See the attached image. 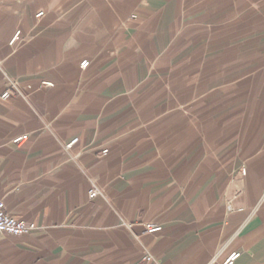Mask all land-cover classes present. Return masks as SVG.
Returning <instances> with one entry per match:
<instances>
[{
    "label": "crops",
    "instance_id": "obj_1",
    "mask_svg": "<svg viewBox=\"0 0 264 264\" xmlns=\"http://www.w3.org/2000/svg\"><path fill=\"white\" fill-rule=\"evenodd\" d=\"M0 200V264H264V0H0Z\"/></svg>",
    "mask_w": 264,
    "mask_h": 264
},
{
    "label": "built area",
    "instance_id": "obj_2",
    "mask_svg": "<svg viewBox=\"0 0 264 264\" xmlns=\"http://www.w3.org/2000/svg\"><path fill=\"white\" fill-rule=\"evenodd\" d=\"M43 13L39 14V16H42ZM19 38V34H17L14 38V41H17ZM89 66L88 61H84L81 64V68L83 70L87 69ZM46 87H52V84H44ZM3 99H8L9 98V93H5L2 96ZM27 139V136H22L21 138H18L16 140L17 144H20L24 142ZM77 142V140H74L69 144L67 147H71ZM105 154L107 152H104ZM243 174H245V171H243ZM98 190L95 188H92L91 191L89 192V198L93 200L98 196ZM36 229L35 224L28 223L25 221L17 220L15 218L10 217L6 210L4 203L0 200V234H6V235H11V236H27L30 235L34 230ZM146 233L148 234H156L160 233L162 231L161 226H157L155 224H146L145 226ZM241 254L240 253H234L232 254L223 264H234L239 258ZM147 261H151V258H147Z\"/></svg>",
    "mask_w": 264,
    "mask_h": 264
}]
</instances>
